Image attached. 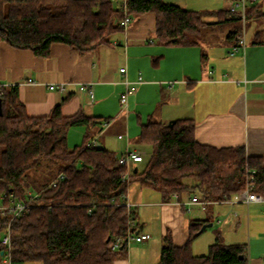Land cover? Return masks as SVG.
<instances>
[{
    "label": "trees",
    "instance_id": "16d2710c",
    "mask_svg": "<svg viewBox=\"0 0 264 264\" xmlns=\"http://www.w3.org/2000/svg\"><path fill=\"white\" fill-rule=\"evenodd\" d=\"M126 6L132 18L154 13L158 42L171 46L199 44L213 25L241 21L251 13L221 10V18L209 22L205 17L213 11L187 9L166 0H126ZM124 15L122 3L114 0H0V44L46 57L52 44L59 42L85 54L125 30L119 22ZM229 36L236 44L243 28L236 26ZM0 97V197L4 196L0 203L10 204L11 198L25 200L30 190L39 195L18 217L12 218L9 210L0 211V259L5 250L2 236L10 225L11 264L32 260L113 264L114 259L127 255L130 246L126 243L118 249L111 244L126 237L129 219L139 225L136 206L129 211L125 204L132 182L157 191L163 202H172L191 188L209 203L227 202L248 184L264 195V154L249 156L244 145L200 143L192 118L177 119L172 126L154 119L141 122L140 141L152 147V154L142 168L136 163L123 180L122 174L129 171L119 163L123 153L118 155L100 143L88 144L92 138L86 140L94 136L92 127L101 132L109 117L82 111L67 116L62 103L47 114L31 115L17 85L3 87ZM78 125L86 126L85 139L70 147L68 132ZM43 159L52 161L56 171L46 181L37 182L29 171ZM61 172L65 177L53 186L52 180ZM206 222L210 220L191 219L183 245L165 235L156 264H248V245L226 244L220 236L207 253L194 254L192 242Z\"/></svg>",
    "mask_w": 264,
    "mask_h": 264
},
{
    "label": "crops",
    "instance_id": "0c3cea01",
    "mask_svg": "<svg viewBox=\"0 0 264 264\" xmlns=\"http://www.w3.org/2000/svg\"><path fill=\"white\" fill-rule=\"evenodd\" d=\"M166 1L187 9L211 10L214 13L206 16L205 20L213 22L221 18L219 11L231 10L232 5L240 0ZM247 10L251 13L241 21L213 25L205 38L194 45L159 43L154 13L132 19L125 30L110 38L109 43H103L85 54L65 43L56 42L51 46L50 55L39 57L30 49L15 48L2 42L0 83L17 84L20 98L31 115L47 114L56 104L62 103V112L67 116L82 111L88 116L109 117V123L101 132L97 126L92 127V139L118 155L127 148H144L133 142L134 137L140 141L141 122L149 119L169 122L183 118L194 119L195 135L200 143L215 147L244 145L247 155H262L264 0H248L245 12ZM236 26L243 28L245 44L231 54L236 39L230 38L229 34ZM218 33L222 36H216ZM122 67H126V73L120 70ZM140 74L144 81L136 84L138 88L129 96L128 108L122 117L119 96L125 89V80L135 82ZM30 78L38 83L28 82ZM171 81L173 86H169ZM58 83H66V90L49 87ZM83 84L89 85L82 89ZM89 86L94 92L92 102ZM111 98L114 102L109 104ZM119 134L125 137L119 138ZM131 184L129 199L134 206L148 203L147 200L152 198L156 202L152 189L141 186L140 189H131ZM194 193L198 194L191 188L190 192L180 194L178 200L163 202L161 199L158 203L164 206L165 211H170L173 205L175 218L177 210L181 213L186 209L183 203H187ZM158 197L161 198L160 194ZM211 203L215 206L208 209L210 214L219 210L215 207L222 202ZM242 204L247 205L246 211L240 210ZM234 205L238 207V210L234 208L237 212L235 218L242 223L245 215L248 220L256 215L255 209L263 203L237 202ZM204 210L207 211V206ZM192 219L212 221L209 215ZM163 222L162 232L165 234L168 230L174 244L183 245L187 241L189 220L183 215L179 220L173 219V225ZM138 226L141 231L148 232L140 221ZM134 244L145 251V247L155 248L157 242L151 236L144 242ZM161 244L162 241L160 247ZM252 252L249 253V264H263L260 256ZM158 260L151 264H156ZM113 264H127V260L119 257L114 259ZM128 264L134 262L128 261Z\"/></svg>",
    "mask_w": 264,
    "mask_h": 264
},
{
    "label": "rangeland",
    "instance_id": "374dc122",
    "mask_svg": "<svg viewBox=\"0 0 264 264\" xmlns=\"http://www.w3.org/2000/svg\"><path fill=\"white\" fill-rule=\"evenodd\" d=\"M218 35L219 37L222 36L221 33L220 34L218 33L216 36ZM112 98L109 104L114 102ZM120 112L122 113V117L125 116L126 112H122L121 109ZM133 117H135V113H133ZM86 133H87L86 126L78 125L71 127L68 132L69 146L74 147L75 145L81 144L85 139ZM97 135L100 136V134ZM91 138H92L91 136H89L88 138L86 137V140L87 139L89 140ZM136 138L137 137H134L133 142L143 146L144 147L143 149L146 151V153L144 156L145 159L143 161L137 164L132 163V166H135L136 164L139 168H142L152 154V147L140 143L139 139ZM55 171H56V165L52 161L43 159L41 163L36 167H34L33 169H31L29 173L34 180H37V182L38 181L44 182L46 181V179L51 177V175L54 174ZM133 187L136 189L141 188L137 182H132L131 189ZM151 193L154 194L156 202H153L154 198L150 196V198L152 199L147 200L149 201L148 203L142 202L141 204H138V206L135 207L136 221L137 222L140 221V223L144 225L145 231H148L147 233L151 234L152 240H156L157 244L155 248L145 247V251H143V249L137 247L136 244L132 243L129 247L130 252H128L127 255L120 257V258H126L127 264L128 261L129 263L133 261L134 264L155 263L154 261H157L160 255V250H161L160 241H162L163 237L169 233L168 230L165 232V234L162 232V226H163L162 222L164 221L163 223L165 224L172 223L173 225V219L177 218V220H179L181 215H183V217L186 220H189V222L192 218L201 215H207V216L209 215V217L212 219V221L210 222H213V224L211 226H208L195 240H193L192 252L194 254L207 253L209 245L216 241L217 236H220L221 241L226 244L246 243L248 245L249 251L251 253H253L252 251H254V254L260 256V260L264 264V211H263L264 204L260 205L257 209H255L254 212L256 213V215L251 216L249 220H248V216L245 215V217L242 220V223H238V219L236 220L235 218L237 212L235 211L234 208L238 210V207H235L234 203H230V202H222L217 204L215 208L219 210H214L212 214H210V212L208 213V209L215 206L212 203H209L207 205V211H205L202 208V205L193 204L187 207L185 210L183 211L181 210V213L180 210L179 211L177 210L178 212L177 216L174 218L173 205L171 206L170 211H165V209L163 210L164 206L158 203L161 200V198L158 197L160 193L154 190H151ZM246 206L247 205L242 204L240 210L246 211ZM246 213L247 212H245V214ZM171 229L173 230L172 226ZM162 233L164 234V236L162 235ZM170 237L171 239L173 238L171 234ZM249 253H248V264L250 258ZM0 264H6V263L1 261L0 259ZM26 264H42V262L39 260H32L26 262Z\"/></svg>",
    "mask_w": 264,
    "mask_h": 264
},
{
    "label": "built area",
    "instance_id": "2783aa9c",
    "mask_svg": "<svg viewBox=\"0 0 264 264\" xmlns=\"http://www.w3.org/2000/svg\"><path fill=\"white\" fill-rule=\"evenodd\" d=\"M248 0H240L238 3H235L231 7V11L234 12H240L242 14L245 13V8L247 6ZM122 6L124 8L125 15L120 19V24L126 28L128 24L131 22L132 17L127 13V6H126V0H122ZM245 44V38L242 36L239 41L234 45L231 54H235L238 49ZM122 72L126 73L127 69L126 67H122L120 69ZM143 76L140 74L135 82H131L128 79L125 80V89L120 95V107L121 111H126L128 108V100L129 96L136 91V84L143 82ZM28 82L36 84L37 81L33 79H29ZM17 84L10 83H0V95L2 94V89L5 86L8 87H14ZM89 84L86 86L83 84L81 85V88H86ZM169 86H173V81L169 82ZM49 87L51 89H59V90H66V83H58V84H50ZM89 96H90V102L93 101L94 92L92 90V87L89 86L88 88ZM124 134H119V138H124ZM96 139H92L88 144H96ZM146 151L144 149H129L119 156V163L126 165L129 171L124 172L122 174L123 180H127L128 176L130 175V171L133 168L132 163H138L144 160ZM65 177L64 173H59L57 176L52 180L51 184L53 186H56L60 180H62ZM250 178L252 179V176L250 175ZM29 198L25 200H15L14 198H11L10 204L0 203V211L5 213L7 210H9L12 213V218L18 217L22 215L23 213L27 212L30 207V203L32 200L39 198V195L33 191L30 190ZM177 198V195H175ZM0 199H4V196H1ZM178 200V199H177ZM180 202V201H179ZM232 203L242 202V203H250V202H256V203H263L264 204V195L260 192H256L252 190V184H248L247 187L236 194L233 195V197L227 201ZM126 206L128 207V210L130 211L133 203L130 201L129 197L126 196L125 201ZM186 205V208L189 207L192 204H200L202 205V208H206L207 204H209V201L205 198H202L199 194L194 193L190 200L187 203H183ZM11 235L12 230L10 225L6 228L4 235L2 236V244L4 245L2 260L6 264H11ZM151 238V234L147 232L141 231L138 224L133 221L132 219L128 221V230L125 238H116L113 243L111 244L112 249H118L120 245L124 242L127 246H130L132 243L136 242H144Z\"/></svg>",
    "mask_w": 264,
    "mask_h": 264
},
{
    "label": "water",
    "instance_id": "95a60500",
    "mask_svg": "<svg viewBox=\"0 0 264 264\" xmlns=\"http://www.w3.org/2000/svg\"><path fill=\"white\" fill-rule=\"evenodd\" d=\"M0 114H2V98L0 97ZM176 122L175 119H172L169 121V125L172 126L174 123ZM137 170V168H135V171ZM213 224V222H206L202 225L200 231H204L208 226H211ZM3 250L1 251V254H3Z\"/></svg>",
    "mask_w": 264,
    "mask_h": 264
}]
</instances>
